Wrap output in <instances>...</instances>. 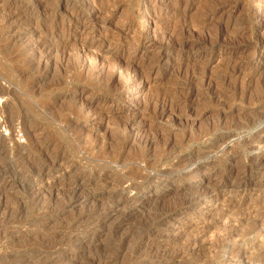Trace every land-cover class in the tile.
I'll use <instances>...</instances> for the list:
<instances>
[{
    "label": "rangeland",
    "instance_id": "374dc122",
    "mask_svg": "<svg viewBox=\"0 0 264 264\" xmlns=\"http://www.w3.org/2000/svg\"><path fill=\"white\" fill-rule=\"evenodd\" d=\"M0 264H264V0H0Z\"/></svg>",
    "mask_w": 264,
    "mask_h": 264
},
{
    "label": "bare ground",
    "instance_id": "6f19581e",
    "mask_svg": "<svg viewBox=\"0 0 264 264\" xmlns=\"http://www.w3.org/2000/svg\"><path fill=\"white\" fill-rule=\"evenodd\" d=\"M66 3H67V2H66ZM58 18H59V16H58ZM69 21H70V20H69ZM57 23H58V21H57ZM182 24H183V23H182ZM55 26H56V25H55ZM66 29H68V28H66ZM182 29H183V28L180 27V30H181V31H182ZM70 30H72V29H70ZM74 30H75V28H74ZM178 30H179V29H178ZM184 30H185V29H184ZM64 31H65V30H64ZM66 31H67V30H66ZM60 32H61V31H60ZM182 32H183V31H182ZM75 33H76V31H75ZM58 34H59V33H58ZM63 34H64V33H63ZM68 34H69V33H68ZM56 36H57V35H56ZM59 43H60V42H59ZM62 45H63V44H62ZM64 46H65V45H64ZM66 46H67V43H66ZM62 47H63V46H62ZM62 47H61V48H62ZM55 48H56V47H55ZM57 49H58V48H57ZM62 53H64V52H62ZM64 54H65V53H64ZM105 54H106V52H105ZM57 55H58V54H57ZM59 55H60V54H59ZM65 55H66V54H65ZM65 55H63V56L65 57ZM61 56H62V54H61ZM63 56H62V57H63ZM58 58H59V57H58ZM155 58H156V57H155ZM157 58H158V57H157ZM60 60H62V59H60ZM157 61H158V60H157ZM114 62H116V61H114ZM115 64H118V63H115ZM151 64H152V63H151ZM120 65H121V64H120ZM116 66H118V65H116ZM157 66H158V65H157ZM157 66H156V67H157ZM156 67H155V69H156ZM120 68H121V67H120ZM149 68H151V66H150ZM116 69H117V68H116ZM155 69H154V70H155ZM118 71H119V70H118ZM117 73H118V72H117ZM194 74H195V72H194ZM194 74H193V73H190L189 76H188V79H186V80L189 81V83L192 82V81H194V79H195V77H194L195 75H194ZM61 78H62V77H61ZM100 78H102L101 75H100ZM103 78H104V77H103ZM64 79H65V77H64ZM99 80H100V79H99ZM60 81H61V79H60ZM183 84H185V83H183ZM187 85H188V84H187ZM185 86H186V85H185ZM109 90H110V89H109ZM107 92H108V91H107ZM112 96H113V94H112ZM158 96H159V95H158ZM158 96H157V97L154 96L153 101H154V100H155V102H156V101H159ZM114 97H115V96H114ZM160 101H162V100L160 99ZM160 101H159V102H160ZM159 102H158V104H159ZM160 103H161V102H160ZM154 105H155V104H154ZM162 105H163V104H162ZM162 105H159V106H162ZM68 106H69V105H68ZM155 106H156V105H155ZM157 108H158V107H157ZM70 109H72V107H70ZM159 109H160V108H159ZM159 109H158V110H159ZM161 109H163V108H161ZM161 109H160V110H161ZM161 111H162V110H161ZM158 112H159V111H158ZM71 113H72V112H71ZM73 113H74V112H73ZM160 114H161V113H160ZM69 122H70V121H69ZM253 122H254V121H253ZM249 126H250V124H249ZM246 128H247V127H246ZM249 128H250V127H249ZM243 140H244V143H245L247 139H246V138H243ZM242 142H243V141H242ZM199 157H200V156H199ZM255 159H256V157H255ZM260 159H261V157L258 158V160H260ZM253 161H254V160H253ZM253 161H252V162H253ZM255 161H256V160H255ZM255 161H254V162H255ZM262 161H263V160H262ZM256 162H257V161H256ZM259 163H261V162H259ZM262 163H263V162H262ZM262 177H263V176H262ZM213 191H214V190H213ZM210 192H211V191H210ZM215 193H216V192H215ZM213 194H214V193H213ZM73 197H74V196H73Z\"/></svg>",
    "mask_w": 264,
    "mask_h": 264
}]
</instances>
